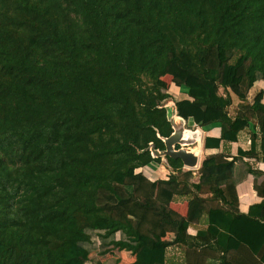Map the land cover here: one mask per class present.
<instances>
[{"label": "trees", "instance_id": "trees-1", "mask_svg": "<svg viewBox=\"0 0 264 264\" xmlns=\"http://www.w3.org/2000/svg\"><path fill=\"white\" fill-rule=\"evenodd\" d=\"M166 74L186 88L179 112L220 125L204 147L252 124L250 154L257 138L264 151V90L248 99L264 82V0H0V264H167L162 212L135 195V170L173 132ZM236 160L205 157L194 188L225 200ZM203 214L218 264L239 247L264 264V201L241 213L190 198L175 244Z\"/></svg>", "mask_w": 264, "mask_h": 264}, {"label": "crops", "instance_id": "crops-1", "mask_svg": "<svg viewBox=\"0 0 264 264\" xmlns=\"http://www.w3.org/2000/svg\"><path fill=\"white\" fill-rule=\"evenodd\" d=\"M261 83L264 84L260 80L255 82L249 90V96L256 92L255 86ZM260 88L264 90V85H261ZM185 95L187 96V94ZM232 98L231 112L236 109L239 102L235 95H232ZM178 100H180L179 97ZM173 105L174 107L172 108H166L167 117L171 122L173 132L169 137L164 138V142H168L171 149H184L194 159L195 166L188 167L181 159L182 172H178L177 169L175 170L168 163L165 155L161 153L157 156L160 158L159 162L153 161L135 170L139 177L135 195L146 201L149 207L154 206L153 210L162 212L163 218L161 217L158 223L163 231L162 240L171 243V246L167 249V259L169 258L167 264H218L216 260L219 257L218 249L216 251L213 246L215 240L210 238L208 242L204 241V238L209 237V233H203L207 228V223L204 219L205 215L203 214L199 221L188 226L186 230L187 241L179 245L174 243L177 233V220L186 217L190 198L199 200L204 211L211 207L224 206L232 209L236 208L241 213H246L250 205L264 201V196L259 195L254 188L255 179L258 183H264V158H261V156H264V151L261 152L260 150L259 138L255 139L257 156L250 154V129L255 133L258 132V129L251 124L250 129L239 133L235 142L228 143L226 146L221 144L217 148L204 147L205 137H218L220 135V125L218 123L197 124L191 117L184 116L179 112L174 103ZM262 144L264 147V141ZM240 151H243L244 154L241 155ZM211 155H220L228 160L238 157V160L234 162L233 170L227 169L222 173V177L228 183L232 180L235 181L233 189L232 187L228 189L230 193L226 192L223 194L225 200L222 199L221 194L214 196L206 187L200 190L194 188V184L199 181L201 161ZM186 171H191V174L185 175ZM171 175L177 176V181L173 180L170 182ZM233 190L237 196L236 201L232 195ZM160 206H163L162 210ZM151 214L152 209L147 217L149 218ZM197 233L199 234L197 235ZM238 249H232L226 254L228 260H226V264L229 261L234 262V264H246L247 260L253 261L245 247H239ZM183 253H186L189 258L186 263L183 259ZM220 253L222 254L223 252ZM126 256L128 258L127 252ZM123 257L125 258L124 253Z\"/></svg>", "mask_w": 264, "mask_h": 264}, {"label": "rangeland", "instance_id": "rangeland-1", "mask_svg": "<svg viewBox=\"0 0 264 264\" xmlns=\"http://www.w3.org/2000/svg\"><path fill=\"white\" fill-rule=\"evenodd\" d=\"M164 84L165 85V90L168 91V93H170L171 97L167 98L163 101V104L166 108H172L174 107L173 103L175 104L176 108H178L177 110L180 111V106H179V102L182 100H187L188 97L185 95L186 94V88L184 85H178L176 84L175 81H173L174 79V75L173 74H166L165 76L162 77ZM261 85H264L263 83L258 84L256 87V89L258 90V88L261 87ZM255 90V91H257ZM253 91V90H252ZM255 93V92H254ZM253 96V94H251L249 96L248 94V99H251ZM178 97L180 100H178ZM173 101V102H172ZM167 110V109H166ZM94 248V246H92V249ZM98 251V249L94 248L93 252L90 256L92 261H95V259L98 258V255L96 254V252Z\"/></svg>", "mask_w": 264, "mask_h": 264}, {"label": "water", "instance_id": "water-1", "mask_svg": "<svg viewBox=\"0 0 264 264\" xmlns=\"http://www.w3.org/2000/svg\"><path fill=\"white\" fill-rule=\"evenodd\" d=\"M163 141H164V139H163ZM164 143H165V150H163V151L151 148V154L153 157H157L159 154L162 153L163 155H169V156L174 157V158L178 157V158L182 159L184 164L187 165L188 167L195 166L194 159L184 149L180 148V149L174 150V149H171L168 142H164Z\"/></svg>", "mask_w": 264, "mask_h": 264}]
</instances>
